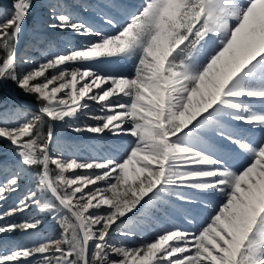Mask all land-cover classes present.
I'll return each mask as SVG.
<instances>
[{
  "label": "snow or ice",
  "instance_id": "1",
  "mask_svg": "<svg viewBox=\"0 0 264 264\" xmlns=\"http://www.w3.org/2000/svg\"><path fill=\"white\" fill-rule=\"evenodd\" d=\"M33 7L0 4V264H264V0Z\"/></svg>",
  "mask_w": 264,
  "mask_h": 264
},
{
  "label": "rangeland",
  "instance_id": "2",
  "mask_svg": "<svg viewBox=\"0 0 264 264\" xmlns=\"http://www.w3.org/2000/svg\"><path fill=\"white\" fill-rule=\"evenodd\" d=\"M40 2H41V0H34L33 12L29 14L27 25H31V23L33 21V17L34 16L37 17L39 10L43 11V9L40 7ZM141 2H142V0H130V1H128V3L131 5H138ZM0 4L7 6L8 4H10V0H0ZM48 36H49L50 40H52L55 44H57L61 48L64 46V43L68 42V41H71L74 45H79L80 43L83 42L80 40L81 37H75L71 33H67V34L63 33L62 34L60 32H55V33H50ZM25 39H26V36L22 35L21 36V50H23V48H24ZM5 95L7 96L9 103L16 100L17 98H19L21 100L24 99L23 94L20 93L18 89H16L14 92H11V93L6 92ZM58 133H59L61 138H67L71 135H77V134L69 132V131H62V132H58ZM78 137H81V136H78ZM81 138H84L83 141L78 140L72 144V145L77 146L80 149V151L78 152L79 155L91 156V155H95L100 150L101 144L97 143L95 141H92L89 136L81 137ZM103 143L105 145L104 153H107L108 147H107L105 142H103ZM121 144H123V143L121 142ZM122 146L123 145H121V147H120L121 149H122ZM104 153H102V154H104ZM9 203H11V199L9 200ZM198 211H200V210H198ZM206 215H207L206 211H200V215L198 216V220L200 218H203ZM45 226L47 227V222H46ZM149 235H150V233H149ZM6 239L14 240V241H18V242H25L26 237H24L21 233L17 232V233H14L11 237H7ZM139 240H140V237L137 236L135 242L138 243Z\"/></svg>",
  "mask_w": 264,
  "mask_h": 264
},
{
  "label": "bare ground",
  "instance_id": "3",
  "mask_svg": "<svg viewBox=\"0 0 264 264\" xmlns=\"http://www.w3.org/2000/svg\"><path fill=\"white\" fill-rule=\"evenodd\" d=\"M128 1H130V0H126L127 3H128ZM41 13H42V10H39V13L37 14V18H39ZM65 34H67V32H65ZM27 35H31V29L28 30ZM80 40L83 41V38H81ZM100 66L103 67L107 71L117 72V73L126 72L130 68V65L124 61L103 62ZM57 131L62 132V131H69V130L63 128L62 126L57 125ZM78 136L87 137V135H71L67 138H61V139H62V142H66L69 144H73L74 142H76L78 140L83 141L84 138H81ZM126 141H127V138H123L121 140H115L112 138H107L104 142L106 143L107 146H112L113 148H120L121 145H124L126 143ZM121 142L123 144H121Z\"/></svg>",
  "mask_w": 264,
  "mask_h": 264
}]
</instances>
